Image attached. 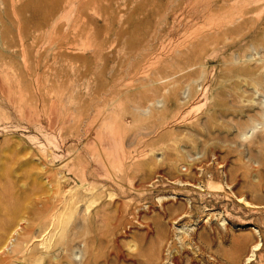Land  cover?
Here are the masks:
<instances>
[{"label":"rangeland","instance_id":"374dc122","mask_svg":"<svg viewBox=\"0 0 264 264\" xmlns=\"http://www.w3.org/2000/svg\"><path fill=\"white\" fill-rule=\"evenodd\" d=\"M0 264H264V0H0Z\"/></svg>","mask_w":264,"mask_h":264}]
</instances>
